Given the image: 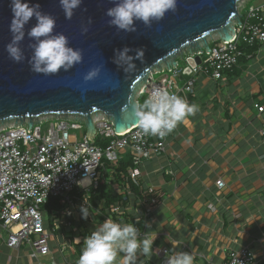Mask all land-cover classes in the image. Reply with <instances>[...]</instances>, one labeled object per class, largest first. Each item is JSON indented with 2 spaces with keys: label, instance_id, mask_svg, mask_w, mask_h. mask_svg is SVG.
Listing matches in <instances>:
<instances>
[{
  "label": "crops",
  "instance_id": "obj_1",
  "mask_svg": "<svg viewBox=\"0 0 264 264\" xmlns=\"http://www.w3.org/2000/svg\"><path fill=\"white\" fill-rule=\"evenodd\" d=\"M250 6H260L264 14V0H243L240 21ZM216 37L207 40L208 46ZM241 46L237 64L223 71L220 79L200 73L191 93L178 92L199 111L167 135L162 153L140 166L137 192H128L124 204L146 216L142 235L157 236L154 254L150 259L139 255L137 264H164L167 256L179 251L191 252L194 264H223L237 247H247L255 264H264V145L261 116L254 106H264V43ZM196 48L205 50L201 43ZM188 54L182 50L175 60L181 65ZM187 77L182 73L176 84L183 86ZM121 162H130L129 150L117 152L116 162L108 163L107 175L113 177ZM217 179L224 181L221 189ZM109 182L117 193L118 183ZM147 186L157 196V203L148 208L139 204ZM103 204V199L91 204L87 219L77 206L69 216L65 212L72 207L66 205L59 211L42 208L48 219L49 253L33 257L27 243L11 248L2 242L0 264H76L84 238L99 224L107 218L125 223L121 214L104 211ZM125 259L118 253L114 264H125Z\"/></svg>",
  "mask_w": 264,
  "mask_h": 264
},
{
  "label": "built area",
  "instance_id": "obj_2",
  "mask_svg": "<svg viewBox=\"0 0 264 264\" xmlns=\"http://www.w3.org/2000/svg\"><path fill=\"white\" fill-rule=\"evenodd\" d=\"M241 42L247 46L264 43V14L260 6L247 9L245 19L234 25L231 39L224 40L217 36L206 50H195L188 54L181 65L176 62L168 68L162 66L153 70L137 97L146 95L147 98L163 90L176 95L181 90L191 93L195 76L200 73L220 79L222 72L231 70L243 54L239 46ZM195 56L199 57L198 63L194 60ZM186 70L188 77L179 87L176 79ZM156 74L163 75L155 79ZM254 106L261 116L259 133L264 145V106ZM67 118V115L39 116L33 120L30 128L26 121L0 124V193H3L0 195V243L4 242L11 248L27 243L33 257L46 255L50 251L49 233L44 226L41 209L49 197H56L61 204L72 207L65 212L69 216L76 206L80 210L85 201L89 204L88 194L98 185L103 158L110 163L116 162L117 152L129 150V177L138 184L143 160L157 156L166 147L167 136H146L139 129L138 122L124 131L116 132L111 121L103 114H96L92 118L95 127L93 139L85 132L76 138L71 130L85 128L83 119L69 121L71 119ZM45 123L47 125L43 127ZM98 138L107 139L108 144L99 146L96 143ZM215 184L221 189L224 181L217 179ZM142 194L141 205L148 208L157 203L152 186L144 188ZM133 209L130 204L119 203L109 207L110 212L115 214ZM223 264H255L254 255L247 247L232 248Z\"/></svg>",
  "mask_w": 264,
  "mask_h": 264
},
{
  "label": "water",
  "instance_id": "obj_3",
  "mask_svg": "<svg viewBox=\"0 0 264 264\" xmlns=\"http://www.w3.org/2000/svg\"><path fill=\"white\" fill-rule=\"evenodd\" d=\"M239 1L177 0V10L166 13L151 27L135 21L137 31L124 32L107 23L110 18L106 10L114 6L115 0H83L71 19L65 18L59 0H30L55 16V32H63L70 45L83 52L82 62L70 70L44 75L33 72L28 63L32 54L29 44L33 41L27 35L21 42L24 61L17 63L8 56L5 46L12 38L9 30L12 13L10 0H0V124L26 121L30 128L39 116L74 114L83 119L86 134L93 139L92 118L103 114L111 121L114 131L130 128L138 122L137 92L149 74L162 64L166 68L175 65L176 54L181 49L191 53L199 46L198 41L206 50L209 46L205 37L211 33L224 40L231 39L234 24L240 23ZM34 23L35 19L31 20L26 30ZM82 26H88L87 33L82 34ZM125 46L133 50L129 53L133 56L136 49L144 50L143 62L134 60L137 71L127 79L128 74L114 63L115 50ZM194 60L200 61L198 56ZM96 66H102L99 75L84 81V75Z\"/></svg>",
  "mask_w": 264,
  "mask_h": 264
},
{
  "label": "clouds",
  "instance_id": "obj_4",
  "mask_svg": "<svg viewBox=\"0 0 264 264\" xmlns=\"http://www.w3.org/2000/svg\"><path fill=\"white\" fill-rule=\"evenodd\" d=\"M82 2L83 0H59L65 18L71 19L75 9L80 7ZM10 8L12 18L9 30L12 38L5 48L13 61L17 63L24 61L25 53L21 42L27 35L33 41L29 44L32 54L28 58V63L35 73L54 75L62 69L68 71L82 62V49L72 47L68 36L63 32H55L56 17L44 12L39 3H30V0H10ZM176 10L177 0H115L114 6L106 10V15L110 18L107 23L115 26L118 31L135 32L137 31L135 21H141L146 27H151L154 21H160L166 13ZM33 19L35 23L26 30V25ZM91 23L92 19L89 17L88 24ZM88 30V26L81 28L82 34ZM132 51L127 46L122 50H115L114 63L128 74L125 79L137 71L134 60L139 59L143 62L144 59L142 48L136 49L134 56L129 55ZM101 67L91 68L84 75V81L96 78ZM136 99L138 106L135 115L138 118L139 129L146 136L164 138L187 117L199 111L197 104H190L185 98L168 90L149 95L141 104L138 97ZM90 207L86 201L81 205L83 219H87L91 214ZM146 226L150 227L147 224ZM156 236L157 234L142 235L134 223L117 222L107 218L84 238V247L76 264H114L118 253L124 254L125 264H137L139 255L150 259L154 254L153 243ZM194 260L191 252L179 251L167 256L164 264H194Z\"/></svg>",
  "mask_w": 264,
  "mask_h": 264
},
{
  "label": "trees",
  "instance_id": "obj_5",
  "mask_svg": "<svg viewBox=\"0 0 264 264\" xmlns=\"http://www.w3.org/2000/svg\"><path fill=\"white\" fill-rule=\"evenodd\" d=\"M241 44L244 46H247L241 42L239 44L241 49L243 48ZM145 99H146V95H141L138 98L139 104L143 103ZM96 143L99 146H106V144H108V140L103 139V138H98L96 139ZM102 161L104 164L103 166L99 168L98 185L95 188L91 189V192L94 194L89 195L88 199H89L90 206L91 204L94 206L97 200L103 199L104 200L103 210L105 211L106 209H108V211H110L109 207L112 204L121 203L122 205H124V203H126L129 199L128 192L130 191L134 193L137 192L136 185H139V184H135L129 177V168L131 167V161L121 162L118 165V167L116 166V168L113 170V174H112L114 175L113 177L108 176L106 172V166L110 162L106 158L102 159ZM109 181H116L118 183L119 191L117 193L113 189V186H112L113 184H111V182ZM73 192H76V191H73ZM142 198H143V194H142V197L139 198L140 206H142L140 203ZM64 207H65V203L61 204L59 202V199L56 197H49L47 202L44 205H42V208L49 209L48 212L52 211L53 209L59 211L60 209ZM110 214H113V213L110 212ZM121 215L125 223H134L139 228V230L144 227L146 216L142 214L139 208L127 211L125 213H122ZM44 220H45L44 226L46 228L47 227L46 220L48 219H44Z\"/></svg>",
  "mask_w": 264,
  "mask_h": 264
},
{
  "label": "rangeland",
  "instance_id": "obj_6",
  "mask_svg": "<svg viewBox=\"0 0 264 264\" xmlns=\"http://www.w3.org/2000/svg\"><path fill=\"white\" fill-rule=\"evenodd\" d=\"M242 1L243 0H240L239 1V3L237 4V8H238V13H242ZM245 1V0H244ZM244 3V2H243ZM246 13H247V11H246ZM240 15V14H239ZM245 17H246V15H245ZM245 19V18H244ZM218 34L217 33H211V34H209L208 36H206L205 37V39L206 40H209L210 38H214V37H216ZM198 43H200V41H198ZM182 50V49H181ZM180 50V52H182ZM183 50H185V49H183ZM179 63H182L181 62V60L179 61ZM163 74H166V73H163ZM163 74H156V75H154V78L155 79H157L159 76H161V75H163ZM150 75V74H149ZM71 115V116H70ZM70 115H67V116H69V118H67V119H71V120H69V121H79L80 119H79V116H76V115H74V114H70ZM44 116H48V115H44ZM50 116H52V115H50ZM57 116H59V115H57ZM54 117H52V119H53ZM4 123H15V121L14 120H11V121H9V122H4ZM3 123V124H4ZM46 123L45 124H43L42 126L43 127H46ZM83 129H85V128H83ZM83 129H80V130H71V133H74V135H75V137L76 138H80L81 137V132L83 131ZM72 140H73V137L71 138ZM128 151V150H127ZM104 159V158H103ZM106 168H107V170H109L110 169V165H107L106 166Z\"/></svg>",
  "mask_w": 264,
  "mask_h": 264
}]
</instances>
